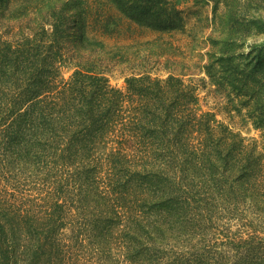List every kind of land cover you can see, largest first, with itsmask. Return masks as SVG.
<instances>
[{
  "label": "trees",
  "instance_id": "16d2710c",
  "mask_svg": "<svg viewBox=\"0 0 264 264\" xmlns=\"http://www.w3.org/2000/svg\"><path fill=\"white\" fill-rule=\"evenodd\" d=\"M107 1L126 22L98 0H0V264H264V153L197 114L192 83L264 143L263 21L213 0L195 55L113 40L181 31L174 1Z\"/></svg>",
  "mask_w": 264,
  "mask_h": 264
},
{
  "label": "rangeland",
  "instance_id": "374dc122",
  "mask_svg": "<svg viewBox=\"0 0 264 264\" xmlns=\"http://www.w3.org/2000/svg\"><path fill=\"white\" fill-rule=\"evenodd\" d=\"M174 1L176 8L182 12L183 16V29L181 31L171 32L169 34H160L153 32L145 28H139L134 25L131 26L129 31H126V26L122 28L120 34H115L113 40L120 43H125L129 41H144L147 39L161 38L168 42H172L176 46L184 49L190 50L195 48L196 43H204L206 38L213 33L215 30L219 18L225 11L223 3H219L214 11V1L213 0H172ZM237 2L240 15H244L243 19L245 22L250 24V28L259 26V21H263L264 25V0H234ZM104 5L105 11L107 10L110 15H114L120 20H126L120 17L118 11L112 7L107 0H98V3ZM256 6H261L262 9L256 8ZM264 30V26L262 28ZM258 37V38H257ZM255 42H264V35L257 36ZM249 37L246 40V44L249 46L254 41ZM199 48L201 44L197 45ZM248 50L247 46L245 48ZM198 48L194 49V54L198 55ZM199 59V56L198 58ZM61 74L64 79H68L71 74V69L67 66L62 67ZM164 75H162L163 77ZM196 78V77H195ZM198 78H205V84L198 82L194 79L192 82L196 87V104L195 111L197 114H212V123L214 126H219L220 124L229 126L233 131L238 133L245 143L255 142L258 149L264 153V143L261 138V133L259 130L255 129L251 122L243 120L236 115L234 117H227V115L218 109L219 103H217L218 97L215 96L211 91L213 87L209 84L208 79L203 73H199ZM109 84L113 87L120 88L124 90L123 79L110 76Z\"/></svg>",
  "mask_w": 264,
  "mask_h": 264
}]
</instances>
